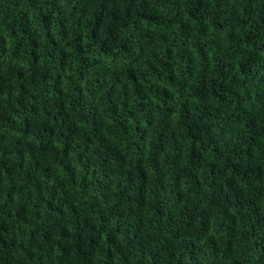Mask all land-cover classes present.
<instances>
[{
  "label": "trees",
  "instance_id": "16d2710c",
  "mask_svg": "<svg viewBox=\"0 0 264 264\" xmlns=\"http://www.w3.org/2000/svg\"><path fill=\"white\" fill-rule=\"evenodd\" d=\"M0 264H264V0H0Z\"/></svg>",
  "mask_w": 264,
  "mask_h": 264
}]
</instances>
